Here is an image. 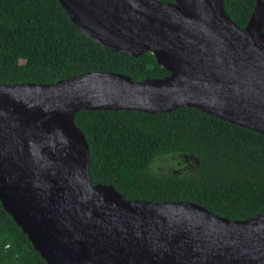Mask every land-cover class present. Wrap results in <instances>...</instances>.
<instances>
[{"label": "water", "instance_id": "water-1", "mask_svg": "<svg viewBox=\"0 0 264 264\" xmlns=\"http://www.w3.org/2000/svg\"><path fill=\"white\" fill-rule=\"evenodd\" d=\"M73 25L166 77L90 72L0 84V204L47 264H264V214L230 221L187 202L126 200L89 179L80 111L194 108L264 135V0L243 29L222 0H57Z\"/></svg>", "mask_w": 264, "mask_h": 264}, {"label": "trees", "instance_id": "trees-1", "mask_svg": "<svg viewBox=\"0 0 264 264\" xmlns=\"http://www.w3.org/2000/svg\"><path fill=\"white\" fill-rule=\"evenodd\" d=\"M173 3V0H156ZM243 29L255 0H222ZM90 72L132 81L168 72L149 52L133 58L93 42L72 24L57 0H0V84H52ZM74 125L88 145L92 185L123 199L187 202L230 221L264 214V135L194 108L152 115L80 111ZM188 156V174L154 173L159 157ZM0 264H47L0 204Z\"/></svg>", "mask_w": 264, "mask_h": 264}, {"label": "rangeland", "instance_id": "rangeland-1", "mask_svg": "<svg viewBox=\"0 0 264 264\" xmlns=\"http://www.w3.org/2000/svg\"><path fill=\"white\" fill-rule=\"evenodd\" d=\"M194 170V162L188 156L171 155L159 157L155 160L152 171L154 173L188 174Z\"/></svg>", "mask_w": 264, "mask_h": 264}]
</instances>
